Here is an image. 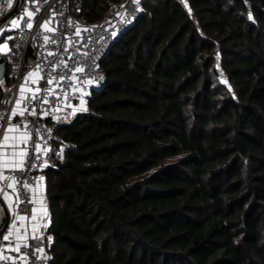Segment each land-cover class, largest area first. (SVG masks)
I'll return each instance as SVG.
<instances>
[{
	"label": "trees",
	"instance_id": "obj_1",
	"mask_svg": "<svg viewBox=\"0 0 264 264\" xmlns=\"http://www.w3.org/2000/svg\"><path fill=\"white\" fill-rule=\"evenodd\" d=\"M141 8L58 130L49 264H264V0Z\"/></svg>",
	"mask_w": 264,
	"mask_h": 264
},
{
	"label": "built area",
	"instance_id": "obj_2",
	"mask_svg": "<svg viewBox=\"0 0 264 264\" xmlns=\"http://www.w3.org/2000/svg\"><path fill=\"white\" fill-rule=\"evenodd\" d=\"M83 1L12 0V8L8 9L7 0H0V31L3 32L0 45H7L6 48L0 47V56L5 61L3 83L0 82V114L4 115V120L0 121V125L3 130L8 123L27 125L17 133L26 132L29 139L26 144L18 141V145L28 153L26 164L35 165L24 172L0 169L2 175L8 178L14 176L15 181H26L31 186L25 189L10 179L15 208L13 212H8L7 226L2 234L9 236V240H3L2 236L0 238V257H8L7 260L0 259V264H49L43 234L30 232L27 228L29 219L26 218L24 230L27 233L18 236V217L27 216L35 207L33 189L39 188L45 194L46 168L51 167L55 158L62 153V145L56 149L54 147L58 130L78 111L75 103L82 97L86 99L93 90L102 86L104 74L101 60L114 39L142 10L141 0H115L102 15L88 19L82 10ZM14 6V13L9 15ZM29 11L35 13L31 19L27 17ZM53 11L56 15L48 28L55 31H48L41 26L50 19ZM21 17L24 19L21 20ZM12 20L19 21V27L13 26ZM25 21L33 23V27L28 29ZM69 21L73 23L69 25ZM77 28L80 29L79 35L76 33ZM44 36L55 43L45 44ZM36 65L40 66L39 72L25 82L24 77L30 71H35ZM76 67H82L85 71L77 73ZM48 79H52L51 84L47 83ZM21 84L26 89L25 97L35 95L38 98L31 102L22 99L18 111L24 110V115L17 114L9 119L11 110L17 108L15 101L21 99ZM33 110L35 114H32ZM3 130H0V136ZM40 177L44 179L40 180ZM26 200L34 202L26 203ZM44 218V222L49 224L48 218ZM24 244L28 246L24 247ZM18 245L19 252L12 251Z\"/></svg>",
	"mask_w": 264,
	"mask_h": 264
},
{
	"label": "snow or ice",
	"instance_id": "obj_3",
	"mask_svg": "<svg viewBox=\"0 0 264 264\" xmlns=\"http://www.w3.org/2000/svg\"><path fill=\"white\" fill-rule=\"evenodd\" d=\"M33 2H35V0H33ZM45 2H47V0H45ZM0 7H2V6H0ZM7 8L8 9H11L12 8V0H7ZM36 11L39 12L40 9L37 8ZM34 15H35V13H33L31 11L27 12V17L29 19H31ZM55 15H56V13H55V11H53L52 14H51L50 19L48 21H45V23L41 27L45 28L48 31H55V29L48 28V24L52 22V20L55 18ZM61 15H62V13H61ZM249 18L251 19V16H249ZM23 19H24V17H21V20H23ZM11 23H12L13 26L19 27V21H17V20H12ZM25 23H26V27L28 29H31L33 27V23L27 22V21H25ZM68 23H69V25H71L73 22L72 21H69ZM7 30L8 29H4V31H7ZM79 32H80V29L77 28L76 29L77 35H79ZM2 35H3V32L0 31V36H2ZM9 39H11V37H9ZM44 42H45V44H47V43H55V41L50 40V38L48 36H44ZM0 47L6 48L7 45H0ZM49 55H52V53H49ZM61 63H63V62H61ZM39 70H40V66L39 65H36L35 66V71H30L24 77V81L27 82L28 79L30 77L34 76L35 74H37L39 72ZM75 71L77 73H82V72L85 71V69L82 68V67H76L75 68ZM64 78L65 77H61V79H64ZM2 79H3L2 76H0V82H2ZM33 82H35V81H33ZM47 83L48 84H51L52 83V79H48L47 80ZM88 83H91V81H88ZM19 91L21 93V99H18V100L15 101V103L17 105V108H13L11 110L9 119H11L12 117H15L17 114H19L21 116L24 115V110H19L18 111V106L20 105L22 99H28L29 102H31V100L38 98L35 95H33L32 97H25L24 96V92L26 91V89H25V87H24L23 84H21L19 86ZM37 91H39V89H37ZM81 103H83V101H81ZM32 114H35L34 113V110H33V113ZM3 120H4V115L3 114H0V121H3ZM26 127H27V125L24 124V123H19L17 125H12L11 123H9L8 128L6 130H3L2 129V125H0V130H3V141H4L5 145L10 140L11 141H14V142L18 140L21 143H25L26 144L27 141H28V139H29V136H28V134L26 132L23 133V134H21V135H19V136H10L9 135V133L18 132L20 128H26ZM12 147L15 148L16 147V144L13 143ZM36 147L39 148L38 145ZM27 155H28V153L25 150H20L18 153L14 151L12 153V159H11V161L4 160L3 163H2V165H0V167H2L3 169L11 170L12 172H15V171L24 172L26 168L35 167V165H27L26 164ZM2 178L3 177H0V179H2ZM9 179L13 180L16 183H19L21 185V187H23L25 189H28V188L31 187L26 181H15V177L14 176L9 177ZM39 179L40 180H43L44 178L43 177H40ZM7 187L8 188H12L13 187V184L10 183V184L7 185ZM32 191H33V193L35 192L34 189ZM24 202H26V203H33L34 201L33 200H26ZM31 211L32 212H35L36 209L33 208ZM41 211L44 213L45 216H47V210H46V208H42ZM18 218L20 220L26 219V217H24V216H19ZM33 219H35V217H33ZM44 227L46 228L47 225H44ZM0 235H2V234H0ZM33 238L35 239L36 237H33ZM2 239L5 240V241H8L9 240V236H2ZM23 246L24 247H27L28 245L27 244H24ZM12 251L19 252V245L15 249H12ZM37 251L39 252L41 250L40 249H37ZM44 258L46 259L47 257H44ZM0 259L7 260L8 257H0Z\"/></svg>",
	"mask_w": 264,
	"mask_h": 264
},
{
	"label": "crops",
	"instance_id": "obj_4",
	"mask_svg": "<svg viewBox=\"0 0 264 264\" xmlns=\"http://www.w3.org/2000/svg\"><path fill=\"white\" fill-rule=\"evenodd\" d=\"M8 126H9V123L6 125V128L4 130H6L8 128ZM9 135L10 136H19L21 134L17 133V132H12V133H9ZM13 143L16 144L15 148L12 147ZM18 143H19L18 140L15 142L10 140L5 145V143L3 141V132H2V135L0 136V165H2L4 160L11 161L12 153L14 151L18 153L20 150H22L19 147ZM1 168L2 167H0V169ZM0 177H3L2 179H0V218H1L3 215L4 209H7L8 212L14 211L15 196H14V192L12 191V188L7 187V185L11 183V180L6 175H2L1 173H0ZM42 208H46L45 196H44V193L39 188H36L35 189V207H34V209H36V211L35 212L30 211L27 216L24 215V217L29 219L28 223H30V224L28 225L27 228H29L28 230H30V232L36 233L35 230H36L37 226L40 227V224L43 225V223L45 221L44 217H46V219L48 218L41 211ZM33 217H35V219H33ZM33 225L36 227L35 228L32 227ZM26 226H27L26 225V219L20 220L19 221V227H17V229H16V234L18 236L25 235L27 233L24 230Z\"/></svg>",
	"mask_w": 264,
	"mask_h": 264
},
{
	"label": "rangeland",
	"instance_id": "obj_5",
	"mask_svg": "<svg viewBox=\"0 0 264 264\" xmlns=\"http://www.w3.org/2000/svg\"><path fill=\"white\" fill-rule=\"evenodd\" d=\"M218 79H219V81H220L222 84H225V79H224V77H223L222 74H219ZM1 83H3V81H2ZM223 86H225L226 88H228L226 85H223ZM81 101H83V103H81ZM75 108H76L78 111H82V109L85 108V98L82 97L80 100H78V101L75 103ZM44 225H47V226H48V223H47V222H44L43 225L40 224V227L37 226V228H36V230H35L36 233H37V232H38V233L41 232V234H43V236H44L45 233H46V228L44 227ZM32 227L35 228L36 226L33 225Z\"/></svg>",
	"mask_w": 264,
	"mask_h": 264
},
{
	"label": "water",
	"instance_id": "obj_6",
	"mask_svg": "<svg viewBox=\"0 0 264 264\" xmlns=\"http://www.w3.org/2000/svg\"><path fill=\"white\" fill-rule=\"evenodd\" d=\"M14 11H15V6L9 15L14 13ZM4 65H5L4 58L2 56H0V76H3V74H4ZM7 219H8V210L4 209L3 215L0 218V234H3L5 231V228L7 226V224H6ZM1 236L2 235H0V238H1Z\"/></svg>",
	"mask_w": 264,
	"mask_h": 264
}]
</instances>
